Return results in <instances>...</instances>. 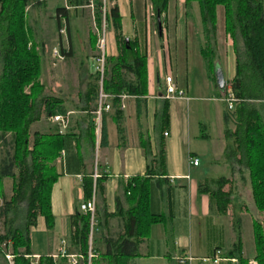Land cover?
I'll list each match as a JSON object with an SVG mask.
<instances>
[{
    "label": "trees",
    "instance_id": "trees-1",
    "mask_svg": "<svg viewBox=\"0 0 264 264\" xmlns=\"http://www.w3.org/2000/svg\"><path fill=\"white\" fill-rule=\"evenodd\" d=\"M32 1H35L33 5ZM71 7L78 9L90 4L91 0H67ZM117 0H93L94 16L97 27L113 30L116 37L118 56H106V80L104 90L116 96L145 97L146 93V57L138 51V42L123 36L122 17ZM172 0H150L157 29H162L163 16L167 14ZM113 6L108 9L107 4ZM197 3L202 9L205 43L201 54L206 62L208 75L216 83V63L213 43L217 34V9L223 7L226 16V33L234 42L236 55V75L232 82L231 94L236 98L233 110L227 109L225 120V138L228 141L226 152L239 166L250 171L253 186V199L257 211L264 214V123L254 103L264 101V0H185V7ZM43 0H0V180H13V196L4 201L0 210V222L12 215L9 229L0 236V256L12 264H70L67 258L41 256L37 262L31 252V230L43 218L48 231H52L55 218L52 213L51 195L58 174L55 163L65 149L68 134H34L31 147V127L42 116L52 118L66 115L62 102L56 98L43 97L44 86L40 83L41 58L32 43L30 29L27 27L28 7H43ZM106 10L103 13V10ZM61 17L69 25V12L65 8L57 9V21L61 26ZM241 38V46L238 42ZM93 40V39H92ZM95 42V46L97 41ZM94 46V47H95ZM66 57L67 54L63 51ZM133 76L127 81L126 76ZM99 77L90 85L89 95L98 96ZM29 89V92L26 90ZM38 93L36 94V92ZM36 94V95H35ZM40 96V97H39ZM38 102L41 104L39 111ZM140 111V110H139ZM42 114V116H41ZM162 123L169 126L168 106L164 107ZM90 132L94 127L90 125ZM102 145H107V135L102 131ZM147 158L150 159L146 177L131 179L127 185L130 201L134 207L126 215L124 230L117 238H101L104 251L96 246L95 235L90 244V215L80 211V206L92 199L94 184L91 176L83 180V203L76 208L71 217L72 250L70 254L80 257L79 264H88L92 252L91 264H130L140 256V246L148 239L153 226L164 221V216L153 214L150 209L151 189L148 185L154 176H166L165 143L160 142L159 152L151 156L150 144L143 137L140 141ZM1 146L11 148L5 157H1ZM152 157V158H151ZM158 169V170H155ZM15 171H18L17 173ZM104 177L97 181V192L104 193ZM231 182L225 178L210 180L199 186V192L207 194L212 209L224 216L232 207L233 190L224 188ZM24 205V210L20 206ZM20 218L24 224L16 226ZM238 230V242L229 256L240 255L242 242L240 221L235 222ZM254 240L257 251L255 261L264 264V228L253 221ZM242 262V261H240ZM242 264V263H241Z\"/></svg>",
    "mask_w": 264,
    "mask_h": 264
},
{
    "label": "crops",
    "instance_id": "crops-1",
    "mask_svg": "<svg viewBox=\"0 0 264 264\" xmlns=\"http://www.w3.org/2000/svg\"><path fill=\"white\" fill-rule=\"evenodd\" d=\"M117 3L118 0L116 1ZM130 3L132 4H130V19L134 26L131 35L125 32L123 24L124 12L119 3L117 5L122 17L123 36L128 41H137L138 51L146 57L147 94L145 97L140 99L128 96L124 102L125 109H121L118 103L111 101L112 110L104 113L100 129L96 128L93 115L97 108L98 96L93 99L95 96L89 95V88L92 84L90 81L86 86V90L76 96L75 103L69 97L70 94L65 93L63 90L49 91V94L45 92L46 94H42L39 98V101L43 97H52L60 100L66 115H69L70 118V123L66 130H63L53 123L50 120L51 118H45L42 114V118L33 124L43 126L45 133L58 132L63 135L68 134L65 149L55 163L58 177L52 188L51 195L55 225L52 232L47 234L50 239L47 243L48 255L43 256L58 255L63 247L70 254L73 234L71 217L76 213V208L83 203L84 178L86 176H91L92 178L95 171L105 178L103 180V195L97 192L96 246L104 251V245L100 241L101 238H117L122 234L126 223V215L134 207L135 203L134 200L130 201V197L127 194L128 182L136 177H146L150 165V159L147 158L140 145L143 137L146 142H149L151 156L154 157L159 152L160 142L163 141L165 143L166 176H154L148 184L151 189V212L164 216V221L152 227L148 239L140 246V256L132 259L130 264H168V260L170 261L171 259L168 252L169 239L171 238L174 246H177L185 238L181 234L177 235L175 229L176 198L186 191L188 182L192 181L193 169H199L203 162L201 153L192 149L191 139L196 131L195 139L210 141L212 138L211 130L215 128V133L218 131L222 142L220 141L221 146L217 153V159L212 164L220 167L221 173L225 170V174L228 176L224 175L216 178L198 177L197 187L192 185V197L194 192L195 196L191 201L184 200V203L188 202L191 213H194V205L190 202L195 200L197 203H201L205 215L221 217L212 209L210 197L199 192V186L210 180L225 178L231 183L224 190L228 191L230 188L233 190L232 207L223 216L229 219L228 222L223 225L217 222L208 225L217 238L212 247H208L206 255L199 257L198 260L193 255L197 254L195 246L191 242L188 244V252L192 254L193 258V261L188 264H214L209 260L214 258V254L218 250L222 252L224 258H236L242 261V264H247L257 257L255 240V255L253 258L247 257L243 243L240 255L236 257L228 255L238 242L239 232L235 222L237 220L240 221L242 242L241 229L244 219L250 215V223L253 229V221L256 220L253 216V209L258 216L263 215L262 217H264V214H260L254 204L253 186L249 169L245 166L235 168V159L229 157L226 152L228 141L225 138L224 117L227 113L228 105L225 100L228 94L231 93L230 83L236 75V55L234 42L230 37L223 42L219 39L225 30L224 10L223 8L217 9V34L213 43L216 69H220L225 76L221 62H223V58L228 61L231 51L234 69L231 72L230 67L228 68L229 74H232L231 79L226 81V89L221 91L217 83H214L209 77L206 62L201 54L205 38L202 9L200 7L196 9V14L199 16V25L197 26L201 28L203 42H200L198 34L193 38L188 27L185 33V40L181 42V50L176 49L177 55L173 56L170 51L169 41L165 38L168 32L167 14L163 16L164 24L162 29L151 28L150 24H145L144 30L138 29L136 27L139 25L136 21L137 13H135L138 7L134 8L133 0H130ZM190 11L186 9L182 11L181 15L186 16V21L189 20L190 13H195L192 12L193 9ZM61 20L66 21L63 17H61ZM110 32L113 37V48L107 53L108 57H116L118 55L116 37L113 30ZM158 37L160 38L159 43L157 42ZM67 54L71 53L68 52ZM92 63L91 68L94 69L96 65L94 59H92ZM164 72L166 73L165 78L163 77ZM87 73L89 77H94L95 79L96 74H93L94 72H91L89 68H87ZM167 77H171L176 88L184 93L185 96L183 98L176 100L165 99V79ZM126 80L133 81L134 79L133 76L128 75ZM166 105L169 111V126L165 129L162 123V114ZM263 105L264 101L254 103V107L259 111L264 123L263 114L261 113ZM38 106L41 112L40 102H38ZM194 116L196 121L194 122L195 130L193 131V121L191 119ZM211 118L212 123H210ZM214 119L217 126L213 122ZM90 125L94 127L92 132L89 129ZM102 131L106 132L107 145H102ZM166 133L168 136L165 137ZM115 135L118 136L117 141ZM186 144H189L188 152L184 149ZM192 159L199 160V166H192ZM155 170L158 169L155 168ZM228 170H230L231 175L228 174ZM242 189L249 193L247 200L239 193ZM42 220L45 231L48 233L46 223L43 218ZM39 221L40 219H38ZM34 256L38 257V255ZM219 264L230 263L222 261Z\"/></svg>",
    "mask_w": 264,
    "mask_h": 264
},
{
    "label": "rangeland",
    "instance_id": "rangeland-1",
    "mask_svg": "<svg viewBox=\"0 0 264 264\" xmlns=\"http://www.w3.org/2000/svg\"><path fill=\"white\" fill-rule=\"evenodd\" d=\"M45 5L43 7L33 6L28 7V18H27V27L30 29V35L32 38V43L34 44L37 52L41 58V77L40 83L44 86V90L41 95L45 92H53V90H63L65 93L70 94V98H72L73 102H76V96L81 92L86 90V86L89 81L91 83H95L94 77H89L87 73V68L91 70V72L96 73L97 67V59L102 55V47L106 49V55L113 48V37L111 34V30L106 29L105 23H103L102 27H97L95 24V16L94 10L95 7L93 5V0L90 1V4L84 7H79L75 9L71 7V4L67 0H43ZM184 0H172L167 9V24H168V32L165 37L169 41L170 51L173 56H176V51L181 50V42L185 40L186 30L190 29L192 33V37H196V34L199 35L200 42H203L202 31L199 25V16L196 14V9L199 7L197 3H194L191 7H185L183 2ZM36 3L32 1L33 5ZM103 3L106 4V0H103ZM118 3L121 9L124 12L123 24L125 27V32L129 35L133 32V24L130 19V8L131 3L130 0H118ZM117 3V4H118ZM131 4V5H130ZM135 13H137V24L138 29H143L145 24H150L151 28H157L155 17L153 16L152 4L150 0H133ZM108 9H110L113 5L108 3ZM194 7V8H192ZM65 8L69 12V25L66 21L61 20V26L59 28L57 21V9ZM193 11H192V9ZM223 8V7H220ZM191 10L195 13H190L189 20L186 21V16L181 15L182 11ZM224 10V18L226 23L225 9ZM105 9L103 13H105ZM190 11V12H191ZM145 19V20H144ZM190 25V26H189ZM66 29V34H61V30ZM144 30V29H143ZM144 33V31H142ZM221 35V33H220ZM228 34L225 30L222 35L219 37L221 42L226 40ZM93 39V40H92ZM129 39V38H128ZM231 39V38H230ZM163 40V39H162ZM232 40V39H231ZM97 41L96 46L94 45ZM233 41V40H232ZM157 42H160V38H157ZM238 42L241 46V38L238 36ZM104 45V46H103ZM95 46V47H94ZM177 49V50H176ZM58 52V57L54 56V52ZM63 51L66 53H71V57H66L63 54ZM166 51V49H165ZM108 52V53H107ZM163 52V51H162ZM164 54V53H162ZM62 56V59L60 57ZM118 55H116L117 57ZM174 58V57H173ZM231 58V60H230ZM92 59L96 63L94 69H92ZM221 62L222 67L225 71V81H229L231 79V75L229 74L228 68L230 67V71L232 72L234 69V60L232 59V51L229 53V59H222ZM2 73V64L0 62V76ZM95 76V75H94ZM166 73H163V77L165 78ZM183 81V80H182ZM147 85V82H146ZM48 90V91H46ZM29 92V89L26 90ZM38 91L36 92V94ZM35 94V95H36ZM46 94V93H45ZM49 94V93H48ZM39 96V97H40ZM39 99V98H38ZM261 113L264 118V105L261 107ZM213 118V117H212ZM212 118L210 119V123H212ZM192 122V130H195L196 121L195 116L191 119ZM213 122L216 124V120ZM40 125V124H39ZM35 124L31 127V144L33 146L34 134H54V133H45V129L43 126H39ZM36 126V127H35ZM193 134L191 139L192 149L197 150L198 153H201L202 157V165L199 169H193L192 171V181L188 182L186 187V191L177 197V205H176V217L174 218L175 229L177 235L184 236V240L181 241V244L174 246V242L169 239L168 244V252L170 253V261L168 260V264H178V260L181 257H189L191 258V262L193 261L192 254L188 252V244L191 242L196 249L197 254H193L199 260V257L206 255L208 247H212L215 243L216 235H214L213 231L208 227V225L217 222L218 224H225L228 222V218L225 217H210L208 214H204L202 210V206L200 202H196L193 200L194 205V213H191V209H189V204L184 203L185 201H191L195 196V192L192 197V185L197 187L198 185V177L205 176L210 178L221 177L225 174V170L220 172L221 168L216 167L212 164L213 161L217 159V153L219 152L220 144L222 142L221 135L218 134V131L215 133L214 130H211V140L203 141L195 139L196 136ZM116 136V141L118 140V136ZM221 141V142H220ZM228 146V145H227ZM10 147V146H9ZM2 147L1 146V157H5L7 152H12L11 148ZM185 151L189 149V144L185 146ZM185 152V153H186ZM233 163V162H232ZM235 168L239 165L235 162ZM242 167V166H240ZM16 173L18 171H15ZM228 174L231 175L230 170H228ZM228 176V175H227ZM226 177V176H225ZM193 183V184H191ZM240 194L245 197V200L249 198V193L244 191L243 189L239 191ZM13 180L11 179H2L0 180V210L3 206V202L9 201L13 196ZM180 201V203H179ZM235 207V206H234ZM233 207V209H234ZM25 206L21 205L20 209L24 210ZM235 209H237L235 207ZM187 211V212H186ZM253 216L262 224L264 228V217L263 215H257V213L253 209ZM12 219V215L5 221L0 222V236L4 235L9 229V223ZM45 221V220H44ZM251 218L250 215L244 219V223L241 229L242 232V243L244 244V249L248 258H253L255 255V246H254V232L251 227ZM20 224H24L23 218H20L16 226ZM52 231H45L43 220L40 218V221L37 223V226L33 228L30 236H31V252L33 257H37L34 255H38L41 257L43 255H48L47 252V243L50 241L49 235ZM96 238V236L94 237ZM186 253V254H185ZM181 255V256H180ZM57 256V255H54ZM5 261L0 256V264H12V261ZM37 262V259L33 260ZM208 261V260H207ZM205 261V262H207ZM210 264V263H207Z\"/></svg>",
    "mask_w": 264,
    "mask_h": 264
},
{
    "label": "built area",
    "instance_id": "built-area-1",
    "mask_svg": "<svg viewBox=\"0 0 264 264\" xmlns=\"http://www.w3.org/2000/svg\"><path fill=\"white\" fill-rule=\"evenodd\" d=\"M61 34H66V29L61 30ZM104 46V45H103ZM59 53L54 52V56L58 57ZM106 49L105 47H102V55L97 59V67H96V73L98 74L99 81H98V103H97V108L93 112V115L95 117V126L97 129L101 128L102 125V119L103 115L106 112H109L112 110V104L110 103L111 101L116 100V96L109 95L105 92L104 90V83L106 80ZM60 57V56H59ZM62 59V56L60 57ZM165 84H166V94H165V99L166 100H176L183 98L185 95L182 91L178 90L176 86L174 85L173 79L171 77H167L165 79ZM128 98V95H121L119 96L118 99V104L120 105L121 109H125L124 102ZM226 104L228 105V109L231 111L233 110L234 104L237 102L236 98L230 93L228 94L226 100ZM53 123L57 124L59 127H61L63 130H66L68 128V125L70 123V118L69 115H57L54 116L50 119ZM168 136V134H165V137ZM191 165L194 167L199 166V160L197 159H192L191 160ZM101 178V176L98 174L97 171L92 176L93 179V184H94V191H93V196L92 199L86 203H83L80 206V211L84 214H89L90 215V244H92V239L94 235L96 234L97 231V223H96V201H97V181ZM65 244V243H63ZM92 252L90 251L89 256H88V264H91L92 260ZM55 260L58 258H67L69 260L70 264H79L80 257L76 255H70L67 253L66 249L63 247L59 254L57 256H53ZM9 261H12V258L8 256ZM34 259L39 260V257H34ZM191 258L189 257H181L178 260V264H188L191 262ZM213 262L214 264H219L222 261L229 262L230 264H241V262L234 258H224L222 256L221 251H216L214 254V258L209 260ZM247 264H258L257 261L252 260L249 261Z\"/></svg>",
    "mask_w": 264,
    "mask_h": 264
},
{
    "label": "water",
    "instance_id": "water-1",
    "mask_svg": "<svg viewBox=\"0 0 264 264\" xmlns=\"http://www.w3.org/2000/svg\"><path fill=\"white\" fill-rule=\"evenodd\" d=\"M160 29H161V26H160ZM128 43V40L126 41ZM216 75V83H217V86L219 87V89L221 91L225 90L226 89V86H227V83L225 81V77H224V74L223 72L218 69L215 73Z\"/></svg>",
    "mask_w": 264,
    "mask_h": 264
}]
</instances>
